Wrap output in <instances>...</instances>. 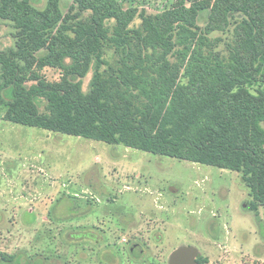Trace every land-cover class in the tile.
Instances as JSON below:
<instances>
[{"label": "trees", "instance_id": "trees-1", "mask_svg": "<svg viewBox=\"0 0 264 264\" xmlns=\"http://www.w3.org/2000/svg\"><path fill=\"white\" fill-rule=\"evenodd\" d=\"M39 1L0 0V19L16 29L15 48L0 50L5 122L240 173L247 210L264 208V0H199L142 14L138 29L116 0H70L92 14L71 24L61 0H42L43 10ZM231 24L224 55L208 36ZM103 48L114 49V65ZM92 58L86 94L80 82L25 76L36 65L83 78ZM0 264L23 263L0 255Z\"/></svg>", "mask_w": 264, "mask_h": 264}, {"label": "rangeland", "instance_id": "rangeland-1", "mask_svg": "<svg viewBox=\"0 0 264 264\" xmlns=\"http://www.w3.org/2000/svg\"><path fill=\"white\" fill-rule=\"evenodd\" d=\"M196 1L116 0L135 14L131 29L142 14ZM60 9L68 24L92 15L70 0ZM105 26L111 36L115 21ZM233 27L208 36L219 40L215 51L226 55ZM15 33L0 19L1 51L15 48ZM103 59L114 65L118 56L103 48ZM94 68L92 58L83 78L36 65L25 76L80 82L86 94ZM250 200L240 173L11 124L0 112V255L23 264H168L180 247L196 249L203 264H264V208L247 210Z\"/></svg>", "mask_w": 264, "mask_h": 264}, {"label": "water", "instance_id": "water-1", "mask_svg": "<svg viewBox=\"0 0 264 264\" xmlns=\"http://www.w3.org/2000/svg\"><path fill=\"white\" fill-rule=\"evenodd\" d=\"M199 253L192 247H180L169 256L168 264H199Z\"/></svg>", "mask_w": 264, "mask_h": 264}, {"label": "flooded vegetation", "instance_id": "flooded-vegetation-1", "mask_svg": "<svg viewBox=\"0 0 264 264\" xmlns=\"http://www.w3.org/2000/svg\"><path fill=\"white\" fill-rule=\"evenodd\" d=\"M197 260H198V258H197Z\"/></svg>", "mask_w": 264, "mask_h": 264}]
</instances>
